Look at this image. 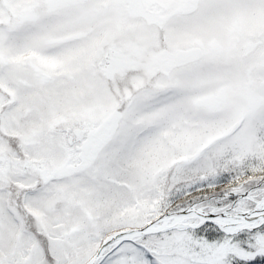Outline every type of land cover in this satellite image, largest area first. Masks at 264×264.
Segmentation results:
<instances>
[{
	"label": "snow or ice",
	"instance_id": "snow-or-ice-1",
	"mask_svg": "<svg viewBox=\"0 0 264 264\" xmlns=\"http://www.w3.org/2000/svg\"><path fill=\"white\" fill-rule=\"evenodd\" d=\"M0 264H264V0H0Z\"/></svg>",
	"mask_w": 264,
	"mask_h": 264
}]
</instances>
